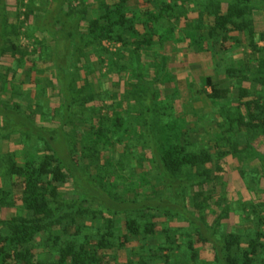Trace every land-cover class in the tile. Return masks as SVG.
<instances>
[{
  "label": "trees",
  "instance_id": "trees-1",
  "mask_svg": "<svg viewBox=\"0 0 264 264\" xmlns=\"http://www.w3.org/2000/svg\"><path fill=\"white\" fill-rule=\"evenodd\" d=\"M147 1L156 2L158 8L146 12V28L145 31H140L136 28L138 18L128 6L127 0L115 2L102 0L99 16L90 20L85 33L89 43H84L82 46L96 52L100 70L106 64L108 70L114 73L128 70L126 66L116 68L117 63L113 53L103 45L105 41L121 44L118 49L121 53L131 51L138 54L151 49L157 43L168 42L171 40L170 36H175L174 26L165 29L163 35L158 32L157 27L158 24L179 18L183 6L178 0ZM5 4L6 0H0V65L5 56L15 60L17 70H25L30 64L26 72V77L30 78L33 71L39 70L38 63L33 58V52L29 53L19 45L18 39H13V36L15 38L18 35L19 28L15 22L9 23V16L3 11ZM202 6L205 12L201 14L203 17L206 14L210 21L207 33L202 32L204 30L201 26L204 20L202 18L201 24L196 27H187V29L185 27L186 39L194 45L212 39L218 42L219 62H221L219 65H221L225 57L231 53V47L226 43L231 40V33L248 28L252 12L264 11V0H211ZM79 38L75 30L69 33L66 53H77ZM56 65L54 76L59 79L56 93L62 96L58 110L63 115V120L57 129L37 125L32 115L24 111L20 104L7 105L0 100V136L8 139L12 135L19 134L25 140L36 139L43 143L42 147L34 146V149H27L21 163L17 161L15 154L0 153V167H4V176L9 181V185L0 187V264H110V251L127 248L133 239L145 242L154 239L157 230L155 219L158 216L166 217L170 222L182 219L189 224L192 231L187 236L185 245L192 253V259L199 257L198 246H210L207 249H210L213 260L209 264H264V232L262 231L264 217L261 216L264 204L261 209L252 207L256 214V222L248 229H242L243 231L235 229L224 235L218 232L217 226L229 218L228 212L222 211L219 219L215 221L216 225L211 227L204 220L190 213L189 207L181 198V192L189 186H202L214 180L219 169L216 160L223 159L225 155L222 153L213 157L208 149L194 141L190 131L192 123L187 122L181 115L175 116L171 113L169 119L165 117L164 120L158 121L160 109L157 107L161 94L155 89V85H164L163 77L173 80L169 74L164 73L165 61L157 63L156 76L148 86L140 79L143 78L142 65H135L132 61V68L130 66L132 77L136 80L130 87L133 90H142V94L134 100L139 103V97L144 96V103L142 102L141 108H137L134 113L136 124L133 127L134 134L136 130L144 133V140H138L132 146L129 143L133 142L130 141L132 129L126 126L130 116L126 117L122 100L112 105L114 113L110 119L94 110L90 116V123L81 127L82 139L76 140L78 130L73 125L70 126L68 133L66 127L69 125L68 122L72 123L69 120L75 116L77 107L92 104L96 100V94L93 92L92 82L86 81L90 89L83 98L78 97L70 88L71 84L78 83L75 76L76 69L71 66L68 70L75 75L70 74L69 78L63 79L61 76L65 70ZM85 73L86 77L91 74L88 71ZM223 74L225 77L221 80L205 78L203 85L211 89L209 98L218 104L231 98L232 89L226 79L233 80L232 84L238 90V103L232 113L224 110L222 115L224 114L225 119L232 125L233 133L245 136L247 148L260 161L264 170V154L252 144L260 139L264 141V96L257 94L250 98L249 89L243 86L244 83H251L264 87V62L256 69L242 64L239 66L229 64L224 68ZM14 79H16L15 75L12 77L5 75L0 83V89L5 91L10 88L9 90L13 92L17 90L19 92L25 82L20 81L13 85ZM193 126L195 127L196 123ZM117 146L125 148L118 175L122 176L126 172L123 164L126 154L127 165L132 159L137 163L148 159L158 170L164 188L162 195L145 196L141 189L146 182L133 169L128 177L133 181L132 191L135 195L133 199L115 200L108 197L107 191L101 194L98 192L99 183L102 189L104 187L99 181H105L107 176L100 175L98 179L88 175L84 172L80 161L87 159L91 161V165H97L102 151L116 150ZM140 148L144 154L139 152ZM135 150H138L140 155ZM147 153L150 154V158H146ZM111 168H108L107 173H110ZM252 174H255L253 181L256 183L258 180L261 186L264 175L261 179L259 171ZM137 177L140 178L139 182L135 181ZM69 179L81 186V201H89L93 198L95 202L101 204V212L109 214L105 228L100 233H85L87 230L85 225L77 226V231L73 234L61 227L62 217L55 213L53 207L59 196L58 184L66 183ZM174 188H179V192H174ZM92 189L97 192H92ZM16 191L18 195H14ZM173 194L176 195V199L172 197ZM11 202L19 204L24 214L3 219L1 211ZM122 215L125 218L121 222ZM58 225L61 229L54 230ZM47 232H51L49 245L40 241L41 236ZM163 232L166 240L156 249L150 248L146 251L148 254L146 262L163 260L166 264L169 263L170 257L176 250L179 234L167 227H163ZM42 248L44 251L39 253L37 250ZM164 251H168V254L164 255Z\"/></svg>",
  "mask_w": 264,
  "mask_h": 264
},
{
  "label": "rangeland",
  "instance_id": "rangeland-1",
  "mask_svg": "<svg viewBox=\"0 0 264 264\" xmlns=\"http://www.w3.org/2000/svg\"><path fill=\"white\" fill-rule=\"evenodd\" d=\"M208 2L211 0H178V3L184 8L181 10V15H178L179 18L158 24L157 27L158 32L163 35L165 29L174 26L175 36H170L171 40L168 42L157 43L151 49L138 54L131 51L121 53L118 51L121 44L105 41L103 45L113 53V58L117 63L116 68L128 67V70H124L122 73H114L108 70L107 64L100 70L96 52L91 48L82 47L84 43H89L85 33L90 20L99 16L102 0H6L3 11L9 16V23L15 22L19 28L18 35L15 38L13 36V39H18L19 45L27 49L29 53L33 52V58L38 63L39 70L33 71L32 75L30 74L31 77L27 78L26 72L31 65L28 64L25 70H17L15 60L5 56L0 65V83L8 74L10 77L15 75L16 79H14L13 85L20 81L25 82V85L21 86L19 92L18 90L13 92L9 90L10 88L5 91L0 89V100L7 105L20 104L24 111L32 115L37 125L57 129L63 120V115L58 110L62 103V96L56 93L59 79L55 78L54 72L57 68L56 64H58V67L65 70L61 77L69 78L70 74L74 73L69 71L72 66L74 70L76 69V75H73L76 76L78 83L71 84L70 88L78 97L83 98L90 89V86L85 82L91 81L96 100L92 104L77 107L75 116L69 120L72 123L67 121L69 123L66 127L68 133L71 129L70 126L73 125L78 130L76 140L82 139L83 128L81 127L90 123V116L94 110L110 119L114 113L112 105L122 100L126 117L130 116L126 126L132 129L130 141L133 142H129L132 146L138 140H144V133L141 130H136V133H133L135 131L133 127L136 124L134 113L138 110L137 108H141V103H144V96L139 97V103L134 100L139 94H142V90H133L130 87L131 83L136 82L132 77L130 66L132 68V61L135 65H142L143 78L140 79L144 85L148 86L156 76L155 66L157 63L165 61L166 70L164 73L169 74L173 80L170 81L167 77H163L164 85H155V89L159 90L161 94L157 107L160 109L158 121L164 120L165 117L169 119L171 113L175 116L181 115L187 122L192 123L190 131L194 141L208 149L213 157L222 153L225 155L223 159L216 160L219 169L214 180L202 186H189L181 192V198L189 207L190 213L204 220L211 227L216 225L215 221L219 219L222 211L228 212L229 218L217 226L218 232L225 235L231 230L248 229L256 222V214L252 207L261 209L264 204V178L262 179L264 170L260 161L247 148L248 143L245 141V136L233 133L232 125L225 119L224 114L222 115L224 110L232 113L238 103V90L232 84L233 80L226 79L232 89L231 98L218 104L209 98L211 89L203 85V80L207 77L214 80L224 79V68L229 64L236 66L242 64L252 69L262 65L264 62V11L254 10L249 17L248 28L241 32L231 33V40L226 42L231 47V53L219 65L221 62H219L220 44L218 42H214L212 39L194 45L186 39L185 35V27L186 29L187 27H196L201 24L202 18L204 19L201 24L204 29L202 32L207 33L210 21L206 14L203 17L201 13L205 12L202 5ZM127 3L138 18L136 28L145 31L146 12L157 10L158 4L147 0H127ZM223 5L226 6L225 3ZM72 30L76 31L78 38L80 37V44L77 53L68 54L66 47L69 33ZM85 71L91 74L86 77ZM243 86L249 89L250 98L257 94L264 96V87L262 86L251 83H244ZM54 88L55 91H53ZM41 144L43 145L36 139L25 140L19 134L12 135L8 139H3L0 136V153L15 154L17 161L21 163L27 149H34V146L40 147ZM252 144L256 145L258 151L264 154L262 139ZM135 151L138 153V150ZM139 152H142L141 148ZM124 153L123 146H117L116 150L102 151L97 165H91V161L81 159L80 163L88 175H92L94 178L98 177V179L100 175L107 176L105 181H99L103 183V189L98 182V192L101 194L107 191L108 197L115 200L133 199L135 196L132 191L133 181L128 178L130 177L129 173L132 172L131 169H133L146 182L141 189L145 196L162 195L164 188L158 170L148 159H143L139 163L132 159L127 165L126 154L123 163L126 172L122 176L118 175L119 164ZM147 157L150 158L149 153L146 154ZM103 167L106 168L103 169ZM109 167L112 168L110 173H107ZM3 168L0 167V187L9 185ZM257 171L260 172V177L262 176L261 186H259L258 180L256 183L253 181L255 174L252 173ZM139 179L137 177L135 181L139 182ZM174 189V192H179V188ZM94 191L97 192L92 189V192ZM14 193V195H18L17 191ZM58 193L59 196L53 208L55 213L62 217L60 225L68 233H75L79 225H85L88 230L85 233L89 234H98L105 228V221L110 217L109 214L102 213L101 204L95 202L93 198H90L89 201H81V186L76 185L73 180L69 179L66 183L58 184ZM172 197L176 199L175 194ZM23 214L20 205L12 202L10 205L4 206L1 211L3 219ZM261 216L264 217V210L261 212ZM120 218L122 222L125 217L122 215ZM155 222L157 230L154 239L148 242L133 239L127 248L110 251V264H166L163 260L145 261L148 257L146 251L150 248L156 249L166 240L163 227L179 234L177 246L175 245L176 250L168 264H209L212 262V253L210 249H207L210 246H198L199 257L192 259V253L187 250L185 245V240L192 231L187 222L182 219L170 222L168 218L161 216H158ZM61 227L58 225L54 230H59ZM262 231L264 232V226ZM51 232L45 233L40 238V241L45 245H49ZM37 251L41 253L44 249ZM163 254H168V251H164Z\"/></svg>",
  "mask_w": 264,
  "mask_h": 264
}]
</instances>
